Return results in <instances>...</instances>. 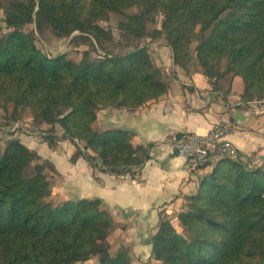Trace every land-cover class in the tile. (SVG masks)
Masks as SVG:
<instances>
[{"label":"trees","instance_id":"16d2710c","mask_svg":"<svg viewBox=\"0 0 264 264\" xmlns=\"http://www.w3.org/2000/svg\"><path fill=\"white\" fill-rule=\"evenodd\" d=\"M138 13L120 22L123 37L164 39L174 65L194 66L220 89L228 75L244 83L242 101H264V0H11L0 23V110L13 122L33 117L62 130L54 139L81 143L80 156L103 173L139 170L150 146H133L126 130L93 128L103 108L135 111L166 94L169 84L149 49L113 53L114 35L101 25L111 14ZM161 16V28L149 32ZM59 39L89 40L76 62L50 57L26 26ZM78 33V35H74ZM195 47L192 50V46ZM92 52L101 53L92 58ZM195 59L197 65H190ZM97 155L93 160L87 154ZM35 151L0 139V264H131L128 252L111 255V214L100 200L55 203L52 181ZM177 230L162 215L152 237L161 264H264V168L218 161L197 192L185 199Z\"/></svg>","mask_w":264,"mask_h":264},{"label":"crops","instance_id":"0c3cea01","mask_svg":"<svg viewBox=\"0 0 264 264\" xmlns=\"http://www.w3.org/2000/svg\"><path fill=\"white\" fill-rule=\"evenodd\" d=\"M158 56L168 92L135 111L103 108L93 125L100 132L126 130L131 133L133 146H150V157L139 170L123 175L99 171L78 153L81 143L59 138L50 143L49 138L62 135L61 128L41 124L33 116L12 122V134L7 137L19 140L35 151L41 162L53 166L48 175L55 203H103L113 220L108 238L111 251L127 250L131 264H161L152 254V237L161 216L167 215L179 228L178 215L185 199L197 192L201 179L215 166L210 161L193 163L180 157L173 148L176 138L206 135L226 117L233 126L227 139L242 159L256 167L264 166V101H242V78L228 75L217 90L214 81L193 66L184 69L174 65L171 56L170 60L160 52ZM87 154L97 160L91 150Z\"/></svg>","mask_w":264,"mask_h":264},{"label":"rangeland","instance_id":"374dc122","mask_svg":"<svg viewBox=\"0 0 264 264\" xmlns=\"http://www.w3.org/2000/svg\"><path fill=\"white\" fill-rule=\"evenodd\" d=\"M10 1L11 0H0L1 4L4 6H7ZM137 13H138V8L133 7V8H130L129 10H126L124 15L111 14L110 18L107 21H103L101 23V25L103 27L110 29L114 35L115 40H114V44L110 46V51L113 53L120 54V53H124V52H128V51L133 50V47L135 45H140V46H145L149 49L150 55H151L155 65H157V66L159 64H161L159 56H158L159 52L162 55H164V57H166L167 59L170 60V56L172 59V56H173L172 50L170 47H168L166 45V42L164 39L151 40L150 38H144L142 40H137L134 38L122 36V32L118 29L119 23L125 21L128 16L134 15ZM4 15H5L4 11L1 9L0 10V23L4 27V30H5ZM161 20H162V17L159 16L157 18L156 24H149L148 25L149 32L153 31V29H155V28L160 29L161 24H162ZM24 31L33 33L37 47L43 53H45L46 55H48L50 57H56L60 54H67L68 58H70L76 62H79L82 59L83 53L90 49V47H89L90 41L89 40L86 39V40H78L76 42H71L72 38L59 39V38L55 37L52 34V32L46 27H44L42 30L38 31L36 28V25L30 24V25L25 27ZM74 35H78V33H75ZM194 47H195V44H193L192 50ZM166 48H168V49H166ZM91 53H92V58H94V59H97V58H99V55H102L101 53H97V52L95 53L92 51H91ZM172 63H173V59H172ZM190 65H197L195 59L191 62ZM29 116H33V115L30 111H26V112L22 113L21 118L29 117ZM12 122L13 121L11 120L9 114L4 110H0V139L2 141L3 147H4V144H6L9 141V140H7V137L9 136V134H12L11 133ZM241 161H244V160L242 159ZM217 162L218 161H216V162L214 161L212 163H214V165H215ZM204 163H208V162L206 161V162H203V164ZM250 167L257 168L253 164H250ZM259 168H264V166H260ZM50 200H51V198H50ZM177 230L179 232H181V229L177 228ZM111 250H112V248L110 246V253L113 256L118 253V252L115 253L114 250L113 251H111ZM124 251L128 252L125 249H124ZM94 261L96 264L97 263L96 258H93L89 264H94ZM80 264H85V263H80Z\"/></svg>","mask_w":264,"mask_h":264},{"label":"built area","instance_id":"2783aa9c","mask_svg":"<svg viewBox=\"0 0 264 264\" xmlns=\"http://www.w3.org/2000/svg\"><path fill=\"white\" fill-rule=\"evenodd\" d=\"M232 128L230 120L223 117L206 135L187 134L176 138L173 148L180 157L193 163L242 160L237 148L227 139Z\"/></svg>","mask_w":264,"mask_h":264}]
</instances>
